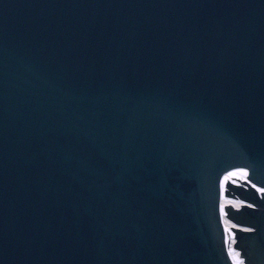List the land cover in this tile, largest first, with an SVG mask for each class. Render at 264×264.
Here are the masks:
<instances>
[{
  "label": "water",
  "instance_id": "obj_1",
  "mask_svg": "<svg viewBox=\"0 0 264 264\" xmlns=\"http://www.w3.org/2000/svg\"><path fill=\"white\" fill-rule=\"evenodd\" d=\"M221 214L264 264V0H0V264H232Z\"/></svg>",
  "mask_w": 264,
  "mask_h": 264
},
{
  "label": "bare ground",
  "instance_id": "obj_2",
  "mask_svg": "<svg viewBox=\"0 0 264 264\" xmlns=\"http://www.w3.org/2000/svg\"><path fill=\"white\" fill-rule=\"evenodd\" d=\"M223 181H230L233 183H242L241 181H247L246 177L244 176L243 172L239 168H232L229 169L223 176ZM249 183V182H248ZM258 192L261 191L260 188H256ZM228 257L230 258L232 264H236V260L242 261L244 263V259L239 251L232 249L228 253Z\"/></svg>",
  "mask_w": 264,
  "mask_h": 264
},
{
  "label": "built area",
  "instance_id": "obj_3",
  "mask_svg": "<svg viewBox=\"0 0 264 264\" xmlns=\"http://www.w3.org/2000/svg\"><path fill=\"white\" fill-rule=\"evenodd\" d=\"M225 203H228V205H232V206H234L233 204H236L237 207H239L242 202L237 201V200H233V199H229V198H224L223 197L221 199L222 206L223 205H227ZM221 221H222L223 229H224L225 234H226V240H227V243H226V251H227V253H229V251H231L232 249H234V247H233V243H234V233H233V231L230 228V227H233L234 225L231 222L227 221L224 218L223 214H221Z\"/></svg>",
  "mask_w": 264,
  "mask_h": 264
},
{
  "label": "snow or ice",
  "instance_id": "obj_4",
  "mask_svg": "<svg viewBox=\"0 0 264 264\" xmlns=\"http://www.w3.org/2000/svg\"><path fill=\"white\" fill-rule=\"evenodd\" d=\"M244 175H246V173ZM236 264H243V262L239 261V260H236Z\"/></svg>",
  "mask_w": 264,
  "mask_h": 264
},
{
  "label": "rangeland",
  "instance_id": "obj_5",
  "mask_svg": "<svg viewBox=\"0 0 264 264\" xmlns=\"http://www.w3.org/2000/svg\"><path fill=\"white\" fill-rule=\"evenodd\" d=\"M225 204H227L228 205V203H225ZM235 207H237V205L236 204H233Z\"/></svg>",
  "mask_w": 264,
  "mask_h": 264
}]
</instances>
